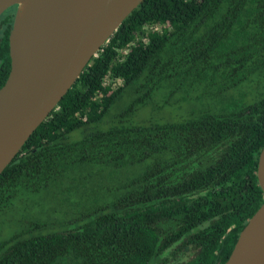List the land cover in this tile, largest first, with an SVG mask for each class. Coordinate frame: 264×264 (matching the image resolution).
Wrapping results in <instances>:
<instances>
[{"label":"trees","instance_id":"obj_1","mask_svg":"<svg viewBox=\"0 0 264 264\" xmlns=\"http://www.w3.org/2000/svg\"><path fill=\"white\" fill-rule=\"evenodd\" d=\"M263 144L264 0H144L0 174V264H224Z\"/></svg>","mask_w":264,"mask_h":264},{"label":"water","instance_id":"obj_2","mask_svg":"<svg viewBox=\"0 0 264 264\" xmlns=\"http://www.w3.org/2000/svg\"><path fill=\"white\" fill-rule=\"evenodd\" d=\"M143 1L0 0V15L16 6L8 37L10 71L0 88V174ZM256 176L263 203L224 264H264V144Z\"/></svg>","mask_w":264,"mask_h":264}]
</instances>
